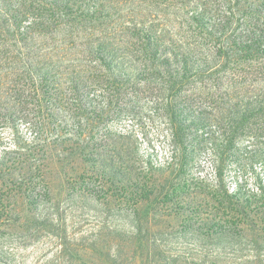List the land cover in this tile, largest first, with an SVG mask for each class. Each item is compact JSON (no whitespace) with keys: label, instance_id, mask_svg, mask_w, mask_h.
<instances>
[{"label":"rangeland","instance_id":"rangeland-1","mask_svg":"<svg viewBox=\"0 0 264 264\" xmlns=\"http://www.w3.org/2000/svg\"><path fill=\"white\" fill-rule=\"evenodd\" d=\"M113 1L92 41L120 46L102 60L88 13L47 43L45 1L0 0V264H264V47L217 49L263 27L264 0ZM145 35L172 93L170 74L143 84ZM31 56L46 66L26 75Z\"/></svg>","mask_w":264,"mask_h":264},{"label":"trees","instance_id":"trees-1","mask_svg":"<svg viewBox=\"0 0 264 264\" xmlns=\"http://www.w3.org/2000/svg\"><path fill=\"white\" fill-rule=\"evenodd\" d=\"M45 1V6H47L48 8H45L46 14H48V18L49 19H44L43 22L40 24V32H39V37L41 42L46 41L47 43H49L52 40V29H56V25L57 22L60 18L64 19L67 18V22L69 23L70 17H72V15L74 13L77 12H84V13H88V15L85 17L86 19L82 20L84 23V27H80V29H84L85 27L88 29H85V35L89 38H85L86 40H88V44L90 45H96L94 48V52L91 50V54L93 55H98L100 56V58L102 60H107V59H114V56L116 55V52L114 49L117 46H120V44H113V42L111 41L110 38L104 37L100 42H96L94 43L92 41L93 36L95 35L93 28L97 25H102V20L106 18V13L108 11H110V9L115 8V3L113 0H97L94 1L92 4H90V0H43ZM60 23V22H59ZM197 23V21L195 22ZM220 31H224L226 26H219ZM212 28H210V31L206 33L207 37L210 40H215L217 39L215 36H213L212 34ZM136 39H138V37H136V34H133ZM224 38H219L220 42L218 43V52H223L225 54L224 58L226 60H237L242 62L245 60H249L251 58L254 57V55L262 48V46L264 47V25L263 27L259 28L257 24L252 23L249 26V28H245L243 33H238L237 36L229 34L223 36ZM155 38H152L149 35H145L144 38H142L141 40H139V49L138 52L140 51V54L144 56V63L142 62L141 64H138V71L139 73H141V75L143 76L144 79V85H146L147 87V83L150 80H153L154 78L156 79L159 74V72H163L165 73V75H169L171 73L170 67L171 64L168 63L170 61L169 58H166L165 53L161 50H159V46L157 43H155ZM30 41H36L37 39L34 37L33 38H29ZM217 41V40H216ZM217 45V42H215ZM221 43V44H220ZM225 45V47H224ZM125 46V45H124ZM184 47V46H183ZM167 53H169V49L167 48ZM186 50L185 52L188 53H192L193 54L196 52L195 49H189L187 47H185ZM225 50V51H224ZM126 51V52H124ZM124 51L122 52L123 54L126 55V57L132 58L130 53H128L130 51V47H128L127 49H124ZM184 52V53H185ZM217 52V53H218ZM211 52H209L210 54ZM207 54V53H206ZM208 54V55H209ZM199 55V54H196ZM185 56V55H184ZM188 56H185V58H183L182 62L183 66L181 65L180 67H182V71H185L186 68L188 67ZM160 58H163L161 62H158ZM176 58V57H174ZM192 58V57H190ZM198 58V57H197ZM204 60V61H202ZM198 61L201 63V65H205V58H198ZM25 65L24 67V71L26 73V75H28V72H40V70L43 68V66H46L43 59H40L39 57H27L25 58V61H23ZM166 70V71H164ZM197 70L199 67H195ZM192 69V68H189ZM190 71V70H188ZM202 71H197V73L195 75H199L201 74ZM147 73V74H146ZM146 74V75H145ZM154 77V78H153ZM171 74H170V85L172 86H168L169 84H165L163 82L162 85V89H164V91H169V93H172L174 91V88L177 87L181 82L179 80H177L176 78H171ZM231 85H239L241 84L240 82L237 83L236 80H234L233 82H230ZM43 85V84H42ZM166 85V86H164ZM172 97V96H171ZM264 102V100H262ZM20 105V109H22ZM167 112H174L172 109V105H167L166 109ZM234 113V112H233ZM233 119H235V124H236V129H238V126H242L243 123L248 119V114L245 113L243 115H238L235 116L236 113L233 114ZM240 129V128H239Z\"/></svg>","mask_w":264,"mask_h":264}]
</instances>
